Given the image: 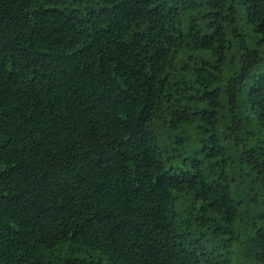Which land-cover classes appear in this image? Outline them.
<instances>
[{
  "label": "trees",
  "instance_id": "1",
  "mask_svg": "<svg viewBox=\"0 0 264 264\" xmlns=\"http://www.w3.org/2000/svg\"><path fill=\"white\" fill-rule=\"evenodd\" d=\"M198 243L264 264V0H0V264Z\"/></svg>",
  "mask_w": 264,
  "mask_h": 264
},
{
  "label": "rangeland",
  "instance_id": "2",
  "mask_svg": "<svg viewBox=\"0 0 264 264\" xmlns=\"http://www.w3.org/2000/svg\"><path fill=\"white\" fill-rule=\"evenodd\" d=\"M231 246V245H230ZM234 247V246H233ZM238 249L237 247H235ZM191 255L200 258L199 264H214L211 260L212 254L208 255L210 252L206 250V247L198 243L196 246L193 247L190 251Z\"/></svg>",
  "mask_w": 264,
  "mask_h": 264
}]
</instances>
